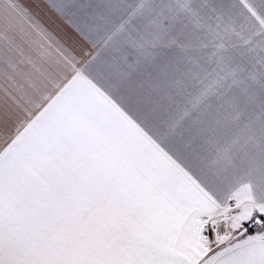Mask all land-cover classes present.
<instances>
[{
	"label": "snow or ice",
	"instance_id": "6c2138e0",
	"mask_svg": "<svg viewBox=\"0 0 264 264\" xmlns=\"http://www.w3.org/2000/svg\"><path fill=\"white\" fill-rule=\"evenodd\" d=\"M0 0V264H264V0Z\"/></svg>",
	"mask_w": 264,
	"mask_h": 264
},
{
	"label": "rangeland",
	"instance_id": "374dc122",
	"mask_svg": "<svg viewBox=\"0 0 264 264\" xmlns=\"http://www.w3.org/2000/svg\"><path fill=\"white\" fill-rule=\"evenodd\" d=\"M21 2L58 38L73 37L75 39L76 34L71 25L50 8L48 0H21Z\"/></svg>",
	"mask_w": 264,
	"mask_h": 264
}]
</instances>
